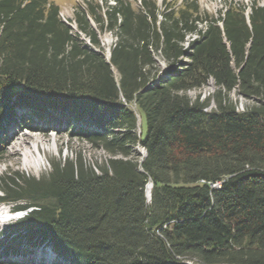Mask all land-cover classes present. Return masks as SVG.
<instances>
[{
  "label": "trees",
  "instance_id": "1",
  "mask_svg": "<svg viewBox=\"0 0 264 264\" xmlns=\"http://www.w3.org/2000/svg\"><path fill=\"white\" fill-rule=\"evenodd\" d=\"M73 14L78 32L54 0H0V157L18 112L107 155L0 177V206L26 212L0 228V264H264V6L86 0ZM209 82L212 96L188 95Z\"/></svg>",
  "mask_w": 264,
  "mask_h": 264
},
{
  "label": "rangeland",
  "instance_id": "2",
  "mask_svg": "<svg viewBox=\"0 0 264 264\" xmlns=\"http://www.w3.org/2000/svg\"><path fill=\"white\" fill-rule=\"evenodd\" d=\"M59 3L61 7V17L64 22L68 23L75 32H78L76 24L73 23L74 14L73 9L75 5L84 6L86 0H54ZM102 1L104 0H89ZM138 1V0H133ZM161 1V0H160ZM202 9L211 14L218 15L219 11L224 7L225 2H234L245 7H249L255 0H198ZM260 5L264 6V0H256ZM249 11V9H248ZM91 25L97 29V24L90 20ZM99 38L106 54H109L111 46L115 42V37L108 33H99ZM83 37V36H82ZM84 38V37H83ZM160 64L162 62L160 61ZM216 91L213 82H209L201 91H191L188 95L194 99L201 95L202 98L212 96ZM231 98L237 102L239 109H242V104L245 105L249 101L239 97L237 93H232ZM252 104V103H250ZM21 112H18L17 119L7 124L8 140L5 153L0 157V177L7 172H19L26 176L41 178L47 175L51 170V161L64 160L66 158L75 159L81 156L86 164L94 165L96 163L102 164L107 158L103 150L93 148L85 140L80 138H72L64 130L60 132H33L22 127L20 122ZM145 136L146 121L145 118L140 122ZM140 131V130H139ZM23 141H25L23 143ZM38 141V142H37ZM144 155V150L139 152ZM142 157V156H141ZM140 157V158H141ZM149 190V192H148ZM151 191L150 185L146 189V194L149 195ZM5 211L8 215L11 213L9 206H0V210ZM19 217H6L0 219V228H4L11 221L17 220ZM25 251V250H24ZM42 247L37 248L33 253L36 258L40 257ZM40 259V258H39Z\"/></svg>",
  "mask_w": 264,
  "mask_h": 264
},
{
  "label": "bare ground",
  "instance_id": "3",
  "mask_svg": "<svg viewBox=\"0 0 264 264\" xmlns=\"http://www.w3.org/2000/svg\"><path fill=\"white\" fill-rule=\"evenodd\" d=\"M25 141H23V143H24ZM38 142V141H37ZM148 192H149V190H148ZM6 216H7V213L5 212V211H2V209L0 210V219H4V218H6Z\"/></svg>",
  "mask_w": 264,
  "mask_h": 264
},
{
  "label": "water",
  "instance_id": "4",
  "mask_svg": "<svg viewBox=\"0 0 264 264\" xmlns=\"http://www.w3.org/2000/svg\"><path fill=\"white\" fill-rule=\"evenodd\" d=\"M151 188H152V186H150ZM150 193H151V191H150ZM150 193H149V196H150Z\"/></svg>",
  "mask_w": 264,
  "mask_h": 264
}]
</instances>
